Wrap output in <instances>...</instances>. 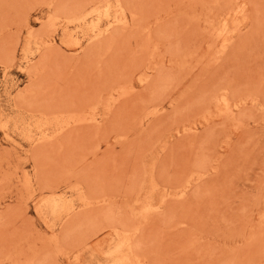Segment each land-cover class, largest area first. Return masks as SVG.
Returning a JSON list of instances; mask_svg holds the SVG:
<instances>
[{
  "label": "rangeland",
  "instance_id": "rangeland-1",
  "mask_svg": "<svg viewBox=\"0 0 264 264\" xmlns=\"http://www.w3.org/2000/svg\"><path fill=\"white\" fill-rule=\"evenodd\" d=\"M0 264H264V0H0Z\"/></svg>",
  "mask_w": 264,
  "mask_h": 264
}]
</instances>
